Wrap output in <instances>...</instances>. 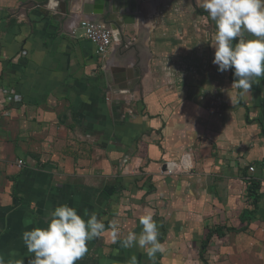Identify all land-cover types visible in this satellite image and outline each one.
I'll return each instance as SVG.
<instances>
[{"label":"crops","instance_id":"obj_1","mask_svg":"<svg viewBox=\"0 0 264 264\" xmlns=\"http://www.w3.org/2000/svg\"><path fill=\"white\" fill-rule=\"evenodd\" d=\"M197 7L140 0L142 19L101 64L78 28L87 17L0 0L5 261L29 264L23 232L68 204L106 225L77 264H126L133 254L152 264L139 247L113 243L108 227L115 221L121 239L139 233L147 211L165 248L156 264H264V79L240 98L234 69L203 62L215 32L197 22ZM110 95L134 113L113 111Z\"/></svg>","mask_w":264,"mask_h":264},{"label":"clouds","instance_id":"obj_2","mask_svg":"<svg viewBox=\"0 0 264 264\" xmlns=\"http://www.w3.org/2000/svg\"><path fill=\"white\" fill-rule=\"evenodd\" d=\"M198 7L207 13L215 24V35L209 39L214 51L213 64L223 73L234 69L232 88L239 90L240 98L249 94L253 84L264 79V0H196ZM253 37L246 39V36ZM47 227H35L24 231L22 240L28 253L33 254L29 264H77L89 251V242L100 238L106 225L97 213H84L68 204H62L46 214ZM142 231L128 232L120 238L119 225L112 221V242L120 247H139L152 264L157 253L165 252L159 236V225L154 214L147 211L139 217ZM0 264H15L5 261L0 255ZM22 264V262H20ZM126 264H139L133 254Z\"/></svg>","mask_w":264,"mask_h":264},{"label":"water","instance_id":"obj_3","mask_svg":"<svg viewBox=\"0 0 264 264\" xmlns=\"http://www.w3.org/2000/svg\"><path fill=\"white\" fill-rule=\"evenodd\" d=\"M140 0H29L30 4L37 7H51L61 5L63 15L79 13L94 21L103 23L113 34L114 42L118 45L125 43L124 29L134 26L137 20L142 19L138 10ZM142 1V0H141ZM137 82L131 86H124L126 91L134 90Z\"/></svg>","mask_w":264,"mask_h":264},{"label":"built area","instance_id":"obj_4","mask_svg":"<svg viewBox=\"0 0 264 264\" xmlns=\"http://www.w3.org/2000/svg\"><path fill=\"white\" fill-rule=\"evenodd\" d=\"M78 28L83 30L86 40L95 46L97 59L105 62L114 44L111 30L106 26L99 25L88 18L82 19L78 24ZM105 68L106 66H104V69ZM18 165L22 166L23 162L19 161ZM254 170V167L249 168L250 172H254ZM167 173L171 174L172 170L168 169Z\"/></svg>","mask_w":264,"mask_h":264},{"label":"rangeland","instance_id":"obj_5","mask_svg":"<svg viewBox=\"0 0 264 264\" xmlns=\"http://www.w3.org/2000/svg\"><path fill=\"white\" fill-rule=\"evenodd\" d=\"M197 8H198V10L196 12L193 11V15L196 14V15L199 16L197 18V22L199 20L200 24L203 25L205 28H207L208 31L210 32V34H212L213 32L216 31L214 22H212L210 19H208V21L205 22L206 18H207V13L202 8H200V7H197ZM245 38L246 39H252L253 37H251L249 35V36H246ZM211 50H212V47H211V42L209 40V42H208V50L206 52V59L203 62H208V64L212 63V61H213L212 59L214 58V55H212ZM201 55H204L203 49L201 51ZM100 63L102 64L103 60H101ZM106 104L110 105L113 108V111H116V110L120 109L123 112V109H128V110L131 109L132 112L134 113V108H133L132 104L128 105L124 101H117V99H115V97L113 98V96H111V95L109 96V98H106ZM121 137L122 136H118V138H120V140H121ZM112 140L116 141L115 139H112ZM133 141H134V139L132 140V143H133ZM128 143H130V142H128Z\"/></svg>","mask_w":264,"mask_h":264},{"label":"trees","instance_id":"obj_6","mask_svg":"<svg viewBox=\"0 0 264 264\" xmlns=\"http://www.w3.org/2000/svg\"><path fill=\"white\" fill-rule=\"evenodd\" d=\"M258 188H259V185L252 182L249 187V194L253 195V197L255 198Z\"/></svg>","mask_w":264,"mask_h":264},{"label":"bare ground","instance_id":"obj_7","mask_svg":"<svg viewBox=\"0 0 264 264\" xmlns=\"http://www.w3.org/2000/svg\"><path fill=\"white\" fill-rule=\"evenodd\" d=\"M188 163V162H187Z\"/></svg>","mask_w":264,"mask_h":264}]
</instances>
